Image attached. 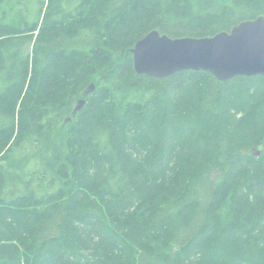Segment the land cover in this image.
I'll return each mask as SVG.
<instances>
[{
	"label": "trees",
	"instance_id": "16d2710c",
	"mask_svg": "<svg viewBox=\"0 0 264 264\" xmlns=\"http://www.w3.org/2000/svg\"><path fill=\"white\" fill-rule=\"evenodd\" d=\"M261 15L0 0V264H264V76H149L132 51Z\"/></svg>",
	"mask_w": 264,
	"mask_h": 264
},
{
	"label": "water",
	"instance_id": "95a60500",
	"mask_svg": "<svg viewBox=\"0 0 264 264\" xmlns=\"http://www.w3.org/2000/svg\"><path fill=\"white\" fill-rule=\"evenodd\" d=\"M132 51L136 71L149 76L163 78L183 70L207 71L222 81L264 76V16L206 37L173 38L152 30ZM83 105L81 99L76 109Z\"/></svg>",
	"mask_w": 264,
	"mask_h": 264
},
{
	"label": "rangeland",
	"instance_id": "374dc122",
	"mask_svg": "<svg viewBox=\"0 0 264 264\" xmlns=\"http://www.w3.org/2000/svg\"><path fill=\"white\" fill-rule=\"evenodd\" d=\"M35 7H36V5H34V4H33V6H31V8H32V16L34 15V11H33V9L36 10ZM78 105H79V103H78Z\"/></svg>",
	"mask_w": 264,
	"mask_h": 264
}]
</instances>
